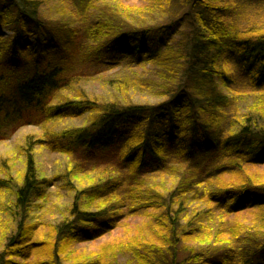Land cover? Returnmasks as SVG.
Listing matches in <instances>:
<instances>
[{
  "label": "trees",
  "instance_id": "obj_1",
  "mask_svg": "<svg viewBox=\"0 0 264 264\" xmlns=\"http://www.w3.org/2000/svg\"><path fill=\"white\" fill-rule=\"evenodd\" d=\"M41 1L0 0L36 37L0 49V146L44 130L2 160L0 264H264V21L231 0H157L151 24L124 2L49 19ZM89 62L120 68L109 99Z\"/></svg>",
  "mask_w": 264,
  "mask_h": 264
},
{
  "label": "rangeland",
  "instance_id": "obj_2",
  "mask_svg": "<svg viewBox=\"0 0 264 264\" xmlns=\"http://www.w3.org/2000/svg\"><path fill=\"white\" fill-rule=\"evenodd\" d=\"M111 3H127L129 4V9L131 12L138 13L144 15V24L151 23H159L164 20V16H167V13L157 12L155 5L157 0H108ZM225 1V0H223ZM232 4L235 3L242 8V17L241 21L243 23L252 22L254 19H261L264 21V6L263 0H231ZM42 8L41 12L43 16L49 19H75L74 16V7L71 6L68 0H42L41 3ZM141 7V8H138ZM79 20L76 19V23L74 27L80 25ZM36 37L27 32L24 25L22 23H5L0 21V49H6L9 46H14L18 52L23 50L30 49L35 43ZM135 48V43L132 40V37L127 38L121 48V51L124 55H130ZM105 69L104 65H100V63H86L79 64L77 66V70L81 73H84L86 78H84V86L86 89L94 94L102 96L106 99H109L110 91L109 85L105 83L104 79H110L117 76L120 72V68H112V70L106 71L103 75L97 72H101V70ZM138 100H147L154 102L156 99L154 97H150L148 95H143V93H139L137 96ZM43 129L38 125H27L23 126L18 132L11 133V138L4 145L0 146V170L3 167L2 160L4 157L11 156L16 150L17 144L22 142L27 135L34 134L38 135L43 133ZM37 162L39 168L43 173H53V166L55 163V159L45 150H38L36 153ZM21 163H19V167ZM56 215L60 216V214L56 211ZM93 244H88L84 246H80L81 250L84 248H88ZM92 248V247H91ZM119 259L124 262L127 259L124 255H120ZM124 260V261H123Z\"/></svg>",
  "mask_w": 264,
  "mask_h": 264
}]
</instances>
